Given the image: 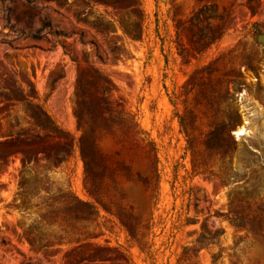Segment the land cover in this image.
I'll return each instance as SVG.
<instances>
[{
	"label": "rangeland",
	"instance_id": "1",
	"mask_svg": "<svg viewBox=\"0 0 264 264\" xmlns=\"http://www.w3.org/2000/svg\"><path fill=\"white\" fill-rule=\"evenodd\" d=\"M126 6L0 0V264H264V0Z\"/></svg>",
	"mask_w": 264,
	"mask_h": 264
},
{
	"label": "trees",
	"instance_id": "2",
	"mask_svg": "<svg viewBox=\"0 0 264 264\" xmlns=\"http://www.w3.org/2000/svg\"><path fill=\"white\" fill-rule=\"evenodd\" d=\"M95 3L97 4H102L105 5L107 7H112L115 4H127L128 6L126 7H134L135 5H137L138 0H94ZM130 17V14L129 16ZM142 26V20H136L134 22V28L132 30H129L127 28V26L122 27V31L124 33V35H126L127 37H129L130 39H140V34H141V27ZM48 28L50 35L54 36V37H66V34L63 31H59V30H52L51 26H50V22H46L43 24V27L40 28L37 32L40 33L42 32L43 29ZM78 36H82V33H75ZM36 38V37H35ZM55 47V46H53ZM99 60H101V57L98 56L97 57ZM74 61V60H72ZM85 80L84 75L82 74L78 80V83L76 84V92L78 94H82L84 91V87H83V81ZM94 105L92 103L87 104L85 99L82 97H79L78 99L76 98L74 100V105H73V114L77 119V123H78V129L82 131V136H81V140L84 141V143H82V145H79V155L80 158L82 159L84 166H85V170L86 173L89 175V169L91 166V162L92 160H95L97 157L102 158V154H100L98 151L95 152L93 155H89L86 151V148L88 147V145H90V143L92 144V139H91V131L89 130V122L91 121V112L94 109ZM106 111H109L107 108H105ZM43 116L46 117L45 114H42ZM180 125L183 126V122L180 121ZM220 127L221 129L218 131V133H216L217 135L223 137V138H227L229 135V124L227 121H222L220 122ZM37 127H40L42 129H44L42 127V125H36ZM86 145V146H85ZM96 149V148H95ZM104 158V156H103ZM80 205L84 206V207H88V208H93L92 205L88 204V203H83V202H78Z\"/></svg>",
	"mask_w": 264,
	"mask_h": 264
},
{
	"label": "bare ground",
	"instance_id": "3",
	"mask_svg": "<svg viewBox=\"0 0 264 264\" xmlns=\"http://www.w3.org/2000/svg\"><path fill=\"white\" fill-rule=\"evenodd\" d=\"M245 124H247V120H246V119L244 120L243 125L240 126V127L236 130V132L234 133V135H236V137H238V136H243V135L245 134V132H246V130H245Z\"/></svg>",
	"mask_w": 264,
	"mask_h": 264
},
{
	"label": "water",
	"instance_id": "4",
	"mask_svg": "<svg viewBox=\"0 0 264 264\" xmlns=\"http://www.w3.org/2000/svg\"><path fill=\"white\" fill-rule=\"evenodd\" d=\"M258 41L264 43V34L258 36Z\"/></svg>",
	"mask_w": 264,
	"mask_h": 264
}]
</instances>
